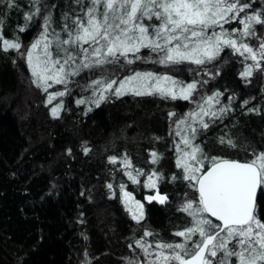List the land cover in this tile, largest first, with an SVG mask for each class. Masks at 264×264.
<instances>
[{"label": "trees", "instance_id": "obj_1", "mask_svg": "<svg viewBox=\"0 0 264 264\" xmlns=\"http://www.w3.org/2000/svg\"><path fill=\"white\" fill-rule=\"evenodd\" d=\"M14 2L16 6L9 8L8 0H0L3 38L21 45L19 50L4 51L0 41V264H82L85 256L91 259L88 264H127V258L135 256L133 250H140L136 241L141 238L153 248L157 243L182 242L175 233L190 226V217L181 207L195 200L196 191L177 166L176 146L188 136L208 158L247 161L264 152V71L259 68L250 77L241 76L244 56L230 48L202 65L160 64L162 52L142 48L141 59L129 56L133 63L121 57L118 63L70 76L68 95L54 117L51 109L58 103L48 104L52 89L46 93L34 83L27 52L44 31L45 17L51 18L49 33L53 29L63 33L64 23L71 25L65 17L83 16L90 0H40L39 15L30 21L25 16L35 11L34 0ZM249 2V14L264 8V0ZM150 23L157 21L145 20ZM238 26L234 21L223 28L231 31ZM256 27L262 31L260 25ZM62 37L66 38L64 33ZM154 60L164 67L159 69L164 75L183 84L198 82L191 99L126 94L109 95L99 106L77 103L84 98L83 89L93 88V81L151 71ZM260 63L264 67V61ZM215 93H221L220 104H214L218 115L207 116L206 129L197 125L193 137L189 126L194 124L188 119L177 128L198 106L195 100L205 101ZM221 107L227 108L223 114ZM85 148L90 150L85 153ZM152 153L157 154L155 162ZM125 157L144 173L140 183L126 178L120 162ZM151 168L161 175L160 191L169 202L146 203L145 216L135 222L113 186L117 189L122 180L137 199L145 201L154 192L145 186ZM256 207L264 220L261 190Z\"/></svg>", "mask_w": 264, "mask_h": 264}, {"label": "snow or ice", "instance_id": "obj_2", "mask_svg": "<svg viewBox=\"0 0 264 264\" xmlns=\"http://www.w3.org/2000/svg\"><path fill=\"white\" fill-rule=\"evenodd\" d=\"M39 2L34 0L37 7L25 16L26 21L39 15ZM7 6H16L14 0H8ZM251 8L249 0H90L83 16L65 17V21L71 19V25L65 22L61 30L66 38L54 29L49 33L51 18L45 17L44 31L28 50L27 61L34 83L46 93L53 84L66 85L68 78L78 75L82 69L118 63L121 57L132 63L130 55L141 59L138 54L142 48L164 53L158 61L160 64L190 61L197 65L211 62L225 48H230L255 62L240 73L243 77H250L255 68L264 71L260 63L264 61V41L255 49L244 42L246 37L256 36V25L264 27V8L252 10L249 14L247 10ZM241 13H244L243 17ZM153 19L157 23L145 24V20ZM232 21H237L242 28L225 30L223 25ZM217 27L220 28L218 32L215 31ZM0 41L4 51L21 47L19 42L3 38L2 20ZM53 43L56 45L55 58ZM197 83L193 81L184 85L168 75L136 72L120 80L102 78L93 81L94 98L81 99L77 103L99 106L109 95L120 97L126 94H159L188 100ZM65 95L66 90L49 93L47 103ZM220 95L215 93L205 99L208 109L200 106L199 112L189 114L199 118L201 128L209 126L203 120L204 116L218 115L210 109L213 100L219 103ZM62 107V101L52 107V115L58 116ZM226 111L225 107L219 109L220 114ZM187 119L180 120L177 127L185 124ZM189 131L194 137L196 128L189 126ZM224 142L222 138L221 143ZM227 142L233 143L231 140ZM182 143L187 150L177 146L180 152L177 166L182 168L183 178L198 192L197 200H188L181 207V211L190 217V226L175 233L183 238L182 242L157 243L153 248L143 238L137 240L136 244L146 257L154 255L146 264H233V259L236 264H264V220L259 217L256 207L257 190L264 192V152L254 154L247 161L208 158L188 136L182 137ZM89 150L84 149L85 153ZM152 156L155 162L157 154L152 153ZM110 160L115 163L117 158L110 157ZM129 165L130 161L125 157V166ZM136 173L134 176L128 172L129 179L140 183L137 176L144 173L140 170ZM158 179L156 173L148 175L145 186L156 189V194L145 197V200L163 204L167 196L159 193ZM120 187L123 190L125 185ZM123 196L133 217L137 221L142 219L143 204L130 192L124 191ZM151 235L145 232V236Z\"/></svg>", "mask_w": 264, "mask_h": 264}, {"label": "rangeland", "instance_id": "obj_3", "mask_svg": "<svg viewBox=\"0 0 264 264\" xmlns=\"http://www.w3.org/2000/svg\"><path fill=\"white\" fill-rule=\"evenodd\" d=\"M150 22V21H149ZM232 22H234V21H232ZM224 26V25H223ZM257 26V25H256ZM239 27V26H238ZM239 28H242V25L239 27ZM257 27H255V32H256V36H252V37H246L245 38V40H244V42H246V43H248L251 47H253L254 49L255 48H258V46H259V43L261 42V41H264V33H262V31H264V27H259V29L260 30H262L261 32H259L257 29H256ZM211 31V30H210ZM215 31H220V28L219 27H217L216 29H215ZM61 34V37H62V34L63 33H60ZM63 38V37H62ZM50 39H52V38H50ZM37 51H39V50H37ZM52 52H53V57L55 58V56H56V45H55V43H53V45H52ZM164 55V53H161V54H159V56L162 58V56ZM243 59V61L246 63V66L247 65H250V64H253V63H255L254 61H252L251 59H245V57H243L242 58ZM258 60H259V57H258ZM148 61L149 62H152V59L151 58H149L148 59ZM206 62H208V61H206ZM133 63V62H132ZM153 63L155 64V65H151V66H149L150 68H152V70L151 71H145V72H151V73H155V74H157V75H164V74H166V73H162L161 71H159V69L161 70V68H164V67H160V64L158 63V62H156L155 60L153 61ZM153 67H155V68H153ZM165 67H166V65H165ZM259 68H255L254 70H253V72H255V71H257ZM144 72V73H145ZM207 72V71H206ZM210 73V72H209ZM209 73H207V74H205V75H207L208 76V74ZM132 75V74H131ZM68 83H69V80H68ZM68 83L66 84V87H64V88H60V86H62L61 84H53L52 85V87L51 88H49L48 89V92H50V90L52 89V93H54V92H58V91H65L66 90V95L65 96H63V97H57V99L56 100H53L52 102H55V103H60L61 101H62V103L64 104V102H65V98H66V96L68 95V92H69V87H68ZM184 85H186V84H184ZM197 89V88H196ZM199 89V88H198ZM82 91H86V93L83 95L84 96V98L83 99H85V100H89V99H91V98H93V88H87V89H83ZM179 97V96H178ZM208 96H206V97H204L205 99L207 98ZM190 99H191V97H190ZM203 99V98H202ZM202 99H200V100H195V105L196 104H198V106L196 107V108H194L193 109V111H189L188 113H187V118H188V120H190L191 121V123L194 121V119H195V122H193V124L194 125H191V127H195L196 128V132H197V125H199V118H193V117H191L189 114L190 113H197V112H199L200 111V106H203L205 109H208V105H206L205 104V101H203ZM218 100H220V98L218 97ZM88 104H91V103H88ZM214 104H220V103H217L215 100H213L212 101V104H211V109L210 110H212V111H218L217 109V107L214 105ZM57 105V104H56ZM53 107V106H52ZM208 119V117L207 116H204L203 117V120H207ZM189 125V124H188ZM178 128V127H177ZM180 129H182L183 130V127H181ZM177 130V129H176ZM179 130V129H178ZM196 134V133H195ZM180 144H182V140H181V142H179V146H180ZM118 162V161H117ZM120 162H121V167L123 168H126V170H124V172H125V176H126V178L129 180V181H131L132 182V180L131 179H129V176H128V172H132V174L134 175V176H136L137 175V173H136V168H135V166H133L132 165V163L130 162V165H131V168H130V165L129 166H125V158L123 159V160H120ZM129 167V168H128ZM123 168V169H124ZM150 175V174H149ZM148 177V176H147ZM137 179L138 180H140V176H137ZM154 179H155V177H154ZM158 181V180H157ZM121 184H118V186H117V189H116V186L114 187L113 186V190H115V192H117V191H119L120 193H121V196H122V199H123V201H124V196H123V192L124 191H127V192H130V193H132V196L134 197V199L135 200H137V201H140L142 204H143V217L145 216V205H146V202H149V201H147V200H145V201H141V200H139V199H137L136 198V196H135V193L134 192H132L131 190H129L128 189V187H127V185L121 180ZM146 182H147V178H146ZM133 183V182H132ZM158 183V182H157ZM135 184H137V183H135ZM121 185H125V188L122 190L121 189ZM156 194V193H155ZM154 194V195H155ZM153 195V194H152ZM152 195H149V196H152ZM147 197V196H146ZM193 201H195V200H193ZM126 204V203H125ZM126 206H127V211L129 212V214H130V216L132 217V219L135 221V222H138L134 217H133V215H132V212L131 211H129V206L126 204ZM141 220V219H140ZM139 220V221H140ZM135 255V256H134ZM132 256H134V257H132V258H130V257H128L127 258V260H126V262H127V264H130V262H133V264H135V262H137V261H139L140 262V264H146V261L148 260V259H152V258H154V255H153V257H146L145 256V254H144V252L140 249L139 251H138V249L136 250V249H134L133 250V252H132ZM84 261H83V263L82 264H88V263H90V261H91V259H90V257H88V256H85L84 257V259H83Z\"/></svg>", "mask_w": 264, "mask_h": 264}, {"label": "flooded vegetation", "instance_id": "obj_4", "mask_svg": "<svg viewBox=\"0 0 264 264\" xmlns=\"http://www.w3.org/2000/svg\"><path fill=\"white\" fill-rule=\"evenodd\" d=\"M177 146H179V143L177 144ZM177 146H176V147H177ZM179 148L185 150L183 143L180 144ZM176 150H178V147L176 148ZM179 156H180V152L176 153V159H175V160H177ZM223 159H233V158H223ZM205 167H207V163H205ZM148 172H149L148 175H149V174L151 175L152 173H156V175H157L158 177L161 176V175L158 173V171H157L156 168L148 169ZM146 176H147V175H146ZM157 182H158V183H157V188H158L159 193H160L161 195H166V196H167V200H166V202L163 203V204H161V203H159L158 201H155V200H154V201H151V202H158L159 205H165L167 202H169V196H168L167 194L162 193V192L160 191V187H159V179H158ZM153 190H154V192H153L152 194L154 195V194L156 193V189H153ZM194 191H196V198H195V200H197V199H198V192H197V190H196L195 187H194ZM152 194H148V195H146V196H149V195H152ZM146 196H145V197H146ZM146 203H150V202H146ZM145 206H146V205H145Z\"/></svg>", "mask_w": 264, "mask_h": 264}, {"label": "water", "instance_id": "obj_5", "mask_svg": "<svg viewBox=\"0 0 264 264\" xmlns=\"http://www.w3.org/2000/svg\"><path fill=\"white\" fill-rule=\"evenodd\" d=\"M231 160H237V159H231ZM240 161H242V160H240ZM259 192H260V189L257 190V194H256V203H257V198H258Z\"/></svg>", "mask_w": 264, "mask_h": 264}, {"label": "bare ground", "instance_id": "obj_6", "mask_svg": "<svg viewBox=\"0 0 264 264\" xmlns=\"http://www.w3.org/2000/svg\"><path fill=\"white\" fill-rule=\"evenodd\" d=\"M40 36H38V37H35V41L39 38Z\"/></svg>", "mask_w": 264, "mask_h": 264}]
</instances>
